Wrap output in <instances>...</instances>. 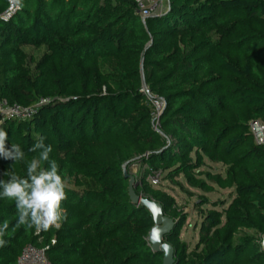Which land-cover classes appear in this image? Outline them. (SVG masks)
Segmentation results:
<instances>
[{
  "label": "trees",
  "instance_id": "16d2710c",
  "mask_svg": "<svg viewBox=\"0 0 264 264\" xmlns=\"http://www.w3.org/2000/svg\"><path fill=\"white\" fill-rule=\"evenodd\" d=\"M167 5L165 16L143 24L130 0H23L11 21H0V101L33 111L27 120L0 118V128L8 133L6 145L19 144L25 153L23 164L0 160V179L8 181L12 173L26 177V161L38 157L39 151L29 149L43 139L51 145L49 159L55 160L64 181L82 176L96 184V189L82 193L65 189L66 199L61 203L65 227L58 230L14 227L18 219L15 202L0 200V222L9 225L4 237L8 242L0 247V264H16L28 245L47 248L50 264H66V254L75 247L80 249L75 250L72 264H94L98 258L103 260L99 264L162 263V255L152 252L145 240L151 220L138 227L143 235L128 231L127 244L108 242L120 239L145 214L130 199L121 162H94L98 167L94 171L74 165L75 160L82 161L76 147L82 146L85 154L91 142L118 130H130L137 139L142 126L152 128L151 107L139 92L140 65L150 92L165 101L159 120L162 133L148 132L149 140L141 143L145 156L139 150H127L123 159L138 157L149 166V174L177 166L175 172L188 176L195 165L187 156L195 149L196 154L227 167L224 179L210 174L207 179L221 188L235 189L226 208L218 202L212 207H219L220 212H201L198 234L199 246L204 248L198 260L186 259L176 246L174 264H264L260 245L264 147L253 145L247 135L248 120L264 119V0H167ZM4 9L5 0H0V15ZM40 45L47 54L29 73L20 48ZM227 57L243 61L235 63ZM106 58L115 60L120 86L114 91L106 85V93L101 94L104 84L97 68ZM234 83L240 87H231ZM42 100L46 102L40 104ZM237 106L247 112L246 117L236 127L228 125L217 132L209 143V135L221 124L222 110ZM167 132L173 141L166 148ZM233 132L239 133L219 149V142ZM241 145L247 147L245 152L233 155ZM59 153L64 157L58 158ZM87 162L82 164L90 169ZM190 180L193 187L203 186ZM141 184L134 187L136 196L148 195L160 204L164 217L179 220L173 233L164 236L169 245L182 215L164 195ZM71 239L73 243L60 247Z\"/></svg>",
  "mask_w": 264,
  "mask_h": 264
},
{
  "label": "rangeland",
  "instance_id": "374dc122",
  "mask_svg": "<svg viewBox=\"0 0 264 264\" xmlns=\"http://www.w3.org/2000/svg\"><path fill=\"white\" fill-rule=\"evenodd\" d=\"M168 12H166L163 16H165ZM217 41V38L214 39ZM20 50L23 53L24 57V67L29 73L35 72L36 65L41 61L42 58L45 57L47 54V49L44 45L40 46H24L21 47ZM231 61L235 63H239L243 61L241 58H234V57H227ZM116 62L113 58H106L103 62H101L98 65L97 70L99 71V77L101 79V82H103V86L101 88V94L106 93V85H109L110 88H112L114 91H117L119 88V83L116 82L117 79L115 77V67ZM98 73V72H97ZM104 79V80H103ZM103 80V81H102ZM142 82H144V86L142 85ZM140 90L139 92L141 95H144L147 98L148 105L151 107V103L149 98H158V95L156 93H152L149 90V86L146 85L145 78H144V70L143 66L140 65ZM240 87L237 83H234L231 87ZM161 101H163L165 105V101L162 98H159ZM237 99V98H235ZM165 110V107H164ZM164 110L161 112L159 116V120L161 119ZM264 114V113H263ZM247 112L240 106L237 107H227L222 110V115L220 116L221 124L215 128V132L211 133L209 135L210 141H214L215 135L219 131L225 130L226 126L232 125L236 127L235 125L239 123V120L243 117H246ZM152 117V115H151ZM255 123H259L260 125H264V119H256V120H248L247 126H248V132L247 135L252 138L251 143L253 145L255 144L254 137H253V125ZM151 127H149V124H146L142 126L138 131L142 132V135H138V138H134L132 133L129 132L130 130H118L117 132H113L111 135H109L107 138L102 139L100 142H91L89 144V153H85L82 151V146L76 147L77 153H80L82 156V161L75 160V166L76 168H80L83 170H96L98 169L97 166H95L93 163H99L103 165H111L113 160H118L121 162V168L123 172V176L126 177L129 180V187H128V194L130 196V199L132 203L135 205L142 207L145 209V215L142 213V215H139V219H142L140 222H135L133 227L129 228L127 231L122 232L121 238H109L108 242L110 241H117L118 245L127 244L128 241H124L126 238V233L128 231L134 232L140 235H143L142 231L138 229V227L141 224H144L147 220L152 221V226L150 231L156 226L155 224V213L154 211L144 206L145 202L153 203L158 206L157 202L153 201L148 197V195H145L144 193H141L140 196H136L134 194V187L137 185L138 187H142V181L147 183L149 185L150 189L155 192H159L160 194L164 195L165 198L170 202L172 205V208H175L181 215V226L177 229L175 232V235L172 236L171 244L169 246L174 249V247H178L179 249L183 250V253L185 255L186 259L193 258L194 260H198V256L201 254V251L203 250V246H199V226L201 223V212L205 213L208 211H216L220 212L221 209L219 207H212V204L214 203H224V208H226L234 199L235 197V189L234 187H228V188H221L218 185L214 184L210 180L207 179V174L210 175H220L222 179L225 178V173L227 170V167H224L220 163H213L211 162L207 157L200 156L195 153V149H192V151L188 154L187 158L190 160L193 165H195V168L190 171L188 176H186L183 173L175 172L177 166L171 168L169 171H163L160 170L157 173L159 174L158 177V184L152 185L150 182H148V178L151 174L147 173L148 171V165H143L139 162L138 157H133L130 160L123 159V152L127 150H139L144 154L145 151L143 149L142 144H145L149 140V136L147 135L149 131H154L156 133H162L160 132V127L158 126L156 129L152 125L151 121ZM223 129V130H222ZM239 132H233L231 134H226V137L220 141L219 149H221L224 144L226 143V140L230 137H234ZM167 137L164 136L162 138H165V144L166 148L169 147V145L172 143L173 139L171 138V135L169 132H167ZM175 142V141H174ZM142 143V144H141ZM142 145V147L140 146ZM88 147V146H87ZM264 147V146H263ZM247 147L245 145L239 146L233 155H237L239 153L245 152ZM73 151L69 154L72 155ZM145 156V154H144ZM58 158H63L64 153H59L57 155ZM38 158V157H35ZM75 158V157H74ZM33 159V158H32ZM31 159L26 161V165L28 162H30ZM87 161H90V169L84 167V163ZM24 161L20 162L23 164ZM81 163V164H79ZM41 167H45V162H41ZM26 171V169H25ZM194 181L196 184L202 182V187H193L191 185V180ZM65 189L72 190L75 192L82 193L85 190H94L96 189V184L93 180L88 181L82 178V176H72L70 179L65 180ZM207 200L210 204L202 205V201ZM161 207V206H160ZM145 218H147L145 220ZM165 219L169 220L170 230L165 234L168 235L170 233H173L172 231L175 229V224L177 222L172 221L171 219L165 217ZM224 217L221 218V223H223ZM62 227H65V219L63 220L61 227L59 229H62ZM164 227V225L162 226ZM66 230V229H64ZM67 231V230H66ZM150 231L146 235V241L148 242V236ZM63 235H65L66 232H62ZM249 234V233H247ZM164 235V236H165ZM164 236L162 237V241L164 243ZM56 240L54 238V241L56 243ZM74 240L66 241L62 245H60L61 248L67 247L71 243H73ZM149 244V243H148ZM167 244V243H165ZM150 245V244H149ZM168 245V244H167ZM261 245V244H260ZM151 247V246H150ZM182 247H184L182 249ZM262 247V246H261ZM73 252L70 254H66L65 262L66 264H72L75 261V258L77 257V251L76 249H80L79 247L72 248ZM94 262V264H99V261H101L100 258H98ZM103 261V260H102ZM101 261V262H102ZM84 262V260L81 261V263ZM162 264V263H161Z\"/></svg>",
  "mask_w": 264,
  "mask_h": 264
},
{
  "label": "clouds",
  "instance_id": "9594fccd",
  "mask_svg": "<svg viewBox=\"0 0 264 264\" xmlns=\"http://www.w3.org/2000/svg\"><path fill=\"white\" fill-rule=\"evenodd\" d=\"M15 8L23 6V0H13ZM8 133L0 128V160L22 162L25 153L19 144L6 145ZM38 158L31 159L26 165V177L10 175L8 181L0 179V200L8 199L15 202L18 219L14 227L26 226L37 231L58 230L64 219L65 210L61 207L66 199L65 181L55 160L49 159L51 145H46L43 139L35 143L29 151L37 152ZM41 162H47V169L41 167ZM9 225L7 221L0 222V247L7 244L4 238Z\"/></svg>",
  "mask_w": 264,
  "mask_h": 264
},
{
  "label": "built area",
  "instance_id": "2783aa9c",
  "mask_svg": "<svg viewBox=\"0 0 264 264\" xmlns=\"http://www.w3.org/2000/svg\"><path fill=\"white\" fill-rule=\"evenodd\" d=\"M95 1V0H92ZM135 4L136 14L140 21L144 24L150 18H157L163 16L167 11V0H130ZM13 5V0H5V9L0 15V21L9 22L19 12ZM151 103V115L152 125L156 129L159 126V116L164 110V103L159 98H149ZM46 101H40V104ZM32 110L28 108H22L18 105H8L6 101H0V118L2 119H14V120H27L32 114ZM253 137L255 144L258 146H264V125L255 123L253 125ZM158 173L151 174L148 178V182L152 185L158 184ZM54 244V241L51 242ZM45 249H38L34 246H26L18 256L16 264H50L45 255Z\"/></svg>",
  "mask_w": 264,
  "mask_h": 264
},
{
  "label": "water",
  "instance_id": "95a60500",
  "mask_svg": "<svg viewBox=\"0 0 264 264\" xmlns=\"http://www.w3.org/2000/svg\"><path fill=\"white\" fill-rule=\"evenodd\" d=\"M167 9L169 10V5H167ZM142 85L144 86V82H142ZM143 205L151 208L155 213L156 226L150 231L148 236V243L151 246L152 252L162 255V264H174L173 249L162 241V237L170 230V221L165 219L160 206L149 202H145ZM163 225L164 227H162ZM261 246L264 252V235L262 237Z\"/></svg>",
  "mask_w": 264,
  "mask_h": 264
}]
</instances>
